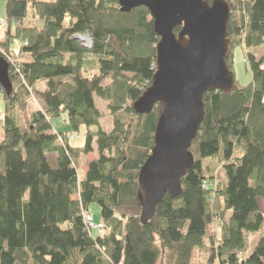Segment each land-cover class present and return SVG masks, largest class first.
Listing matches in <instances>:
<instances>
[{"label": "trees", "instance_id": "obj_1", "mask_svg": "<svg viewBox=\"0 0 264 264\" xmlns=\"http://www.w3.org/2000/svg\"><path fill=\"white\" fill-rule=\"evenodd\" d=\"M225 1L227 65L234 76L233 51L244 47L252 82L234 78L231 94L205 95L182 194H167L142 225L139 175L161 113L132 108L156 73L160 38L150 12L123 13L119 0H7L0 57L15 67L9 63L13 94L0 86V264H196L202 252L207 264H264L263 236L246 255L250 235L264 230V53L255 55L264 50V0ZM77 36L89 37L91 49ZM33 93L41 109L30 112ZM94 97L108 103L111 132ZM82 129L85 142L76 147L70 137ZM94 153L80 174L82 157ZM208 161L222 166L225 181L216 187ZM93 204L104 236L85 226ZM214 222L219 233L210 232Z\"/></svg>", "mask_w": 264, "mask_h": 264}, {"label": "water", "instance_id": "obj_2", "mask_svg": "<svg viewBox=\"0 0 264 264\" xmlns=\"http://www.w3.org/2000/svg\"><path fill=\"white\" fill-rule=\"evenodd\" d=\"M119 6L123 13L146 8L160 38L152 85L132 106L141 116L161 108L154 147L139 175L140 222L146 225L167 194H182V179L194 165L190 148L206 115L205 95L233 92L227 65L230 7L225 0H119ZM9 69L0 57V86L8 97Z\"/></svg>", "mask_w": 264, "mask_h": 264}, {"label": "rangeland", "instance_id": "obj_3", "mask_svg": "<svg viewBox=\"0 0 264 264\" xmlns=\"http://www.w3.org/2000/svg\"><path fill=\"white\" fill-rule=\"evenodd\" d=\"M6 3H7V0H0V23L5 22L4 28H1V26H0V35L4 34L5 33L4 31L6 29V23H7L6 22ZM4 38H5V36H4ZM2 41H0V42H2ZM20 44H21L20 41H14L12 46H11L16 51V53L18 55L20 54L19 53ZM263 53H264V50L260 49L257 52H255V55L257 57H260V56H262ZM247 54L248 53L244 47H238L233 51L234 78H235V81L242 86H247L252 82V73H251V69H250V64L247 61ZM11 62H12V66L15 67V65H14L15 60L11 58ZM91 74H93V73H91ZM94 100H95L96 107L103 114V119L101 121L102 129L106 132H111V130H112V118H111L110 113L107 109L108 103L102 99L97 98V97H94ZM29 109H30V112H33L34 110L41 109V107L39 105V100L35 96L34 93L31 96V99L29 101ZM3 111H4V105H3L2 97L0 95V143L3 141V137H4ZM62 119L65 120V117H63ZM52 123L57 128L58 127H64V125H65L63 122H60V120H53ZM91 131L96 132L97 128H92ZM85 135H86V130L82 129L81 132L79 134L75 135V138L72 139L73 140L72 144L75 145L76 147L84 145ZM54 157L55 156H49V159L53 162ZM96 157H97L96 153L91 154V155L84 157V158L82 157L80 174L83 173V170L86 169L87 165L90 162H92L93 160H95ZM208 163H209V167L213 171V177H212L214 180L213 186L216 187L220 182L225 181V176H224V173L222 172V166L218 165L217 162H213V161H208ZM207 185H209V183ZM262 207L264 208V206H262ZM263 211H264V209H263ZM89 212L93 216L95 224L100 223V221H101L100 207L98 205L93 204L90 206ZM117 217H119V219H120L119 215ZM210 232L211 233H213V232L219 233L220 232V222H214V224L211 225V231ZM105 234H106V231L99 232L97 230H92V236L93 237H97L99 235L104 236ZM262 236L264 237V230L259 232V233H255V234L250 235L249 248H248L246 255H250V253L254 250V248L256 247L257 243L259 242V240L261 239ZM195 262H196V264H207L208 255L206 254V252L196 254L195 255Z\"/></svg>", "mask_w": 264, "mask_h": 264}, {"label": "built area", "instance_id": "obj_4", "mask_svg": "<svg viewBox=\"0 0 264 264\" xmlns=\"http://www.w3.org/2000/svg\"><path fill=\"white\" fill-rule=\"evenodd\" d=\"M0 26H1V28H4L5 22H1ZM77 39L84 48L91 49L92 44H91L89 37L77 36ZM9 63L12 64L11 59H10ZM17 72H18V70H17ZM72 139H74V137L71 136L70 140L72 141ZM83 219H84L85 226L89 232H92V230H97L99 232H102L105 230V225L103 224V222L95 224L94 218L89 212H86V211L83 212Z\"/></svg>", "mask_w": 264, "mask_h": 264}, {"label": "crops", "instance_id": "obj_5", "mask_svg": "<svg viewBox=\"0 0 264 264\" xmlns=\"http://www.w3.org/2000/svg\"><path fill=\"white\" fill-rule=\"evenodd\" d=\"M4 36H5V34L0 35V41H2L4 39ZM88 165H87L86 169L83 170L84 173L87 172ZM259 205H260L261 210L263 211L264 208L262 206H264V199H259ZM263 213H264V211H263Z\"/></svg>", "mask_w": 264, "mask_h": 264}]
</instances>
